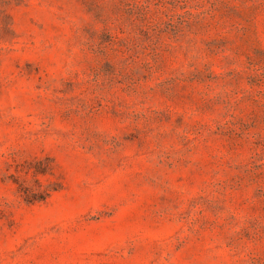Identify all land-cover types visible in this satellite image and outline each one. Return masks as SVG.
<instances>
[{"label": "rangeland", "instance_id": "obj_1", "mask_svg": "<svg viewBox=\"0 0 264 264\" xmlns=\"http://www.w3.org/2000/svg\"><path fill=\"white\" fill-rule=\"evenodd\" d=\"M0 264H264V0H0Z\"/></svg>", "mask_w": 264, "mask_h": 264}]
</instances>
